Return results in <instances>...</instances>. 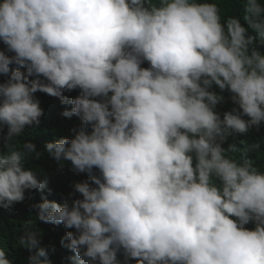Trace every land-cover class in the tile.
<instances>
[{"label":"clouds","instance_id":"1","mask_svg":"<svg viewBox=\"0 0 264 264\" xmlns=\"http://www.w3.org/2000/svg\"><path fill=\"white\" fill-rule=\"evenodd\" d=\"M243 8L0 0V208L49 183L26 166L43 155L35 144L15 146L41 123V92L81 122L45 145L87 174L74 184L81 198L33 205L40 221L75 230L60 241L73 264H264V166L248 155L261 145L222 146L264 124V0ZM226 91L236 107L221 116ZM18 244L35 249L29 264H49L31 221ZM0 264H12L3 247Z\"/></svg>","mask_w":264,"mask_h":264},{"label":"trees","instance_id":"2","mask_svg":"<svg viewBox=\"0 0 264 264\" xmlns=\"http://www.w3.org/2000/svg\"><path fill=\"white\" fill-rule=\"evenodd\" d=\"M221 6L223 15L236 14L243 16L244 0H216ZM243 23V21H242ZM246 26V25H245ZM0 50L6 51V46L0 41ZM264 51V48L261 49ZM12 55V53H7ZM143 67H148L145 62ZM15 69L17 66H10ZM23 70V69H22ZM7 77L0 75V82ZM219 91L218 89H216ZM66 96L72 98L79 95V90L65 92ZM36 97L40 100L44 115L41 117V123L36 128H27L24 134L15 142V146L19 147L23 141L28 140L35 144L36 149L43 153L39 159H30L26 166L36 171L40 179L47 178L49 183L47 187L41 190H32L26 192V199L22 203L15 204L11 209L5 210L0 208V247L5 248L7 258L12 264H29L28 257L35 252V249L29 250L18 244L19 237L23 235L25 226L31 221L33 230L37 232L40 246L48 249L47 261L49 264H73L72 258L74 253L61 245L60 241L67 231H75L74 229H66L63 224L53 225L44 223L37 217V211L33 205L42 202V197L49 201L63 203L64 198L72 199L81 198L79 193L74 192V184L76 182L87 180L86 173L76 174L72 171L70 161H63V166L51 157L45 151L47 142H54L62 137H71L72 129H79L80 119L77 116L66 118L62 116L65 108L70 109L71 105H62L60 100L55 97L48 96L45 93L37 92ZM226 102L217 105V111L223 115L225 111H230L236 107L230 99V93H223ZM4 132H0V149L4 147ZM247 141L249 145L252 143H260V151L250 152V158L256 161L258 165L264 166V124L253 127L247 134L230 136L222 145L227 148L229 144L235 143L238 147H243L240 141ZM73 194L71 197L69 194ZM246 227L253 228V224ZM41 259H45L41 257ZM123 260V256H120ZM130 264H135L131 261Z\"/></svg>","mask_w":264,"mask_h":264}]
</instances>
